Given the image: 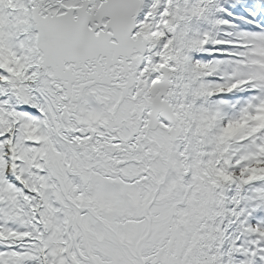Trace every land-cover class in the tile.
Wrapping results in <instances>:
<instances>
[{
    "label": "snow or ice",
    "instance_id": "1",
    "mask_svg": "<svg viewBox=\"0 0 264 264\" xmlns=\"http://www.w3.org/2000/svg\"><path fill=\"white\" fill-rule=\"evenodd\" d=\"M0 264H264V0H0Z\"/></svg>",
    "mask_w": 264,
    "mask_h": 264
}]
</instances>
